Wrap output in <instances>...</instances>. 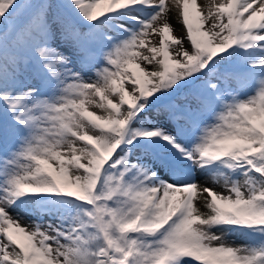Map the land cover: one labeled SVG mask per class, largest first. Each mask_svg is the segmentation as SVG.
Returning <instances> with one entry per match:
<instances>
[{"label":"snow or ice","instance_id":"6c2138e0","mask_svg":"<svg viewBox=\"0 0 264 264\" xmlns=\"http://www.w3.org/2000/svg\"><path fill=\"white\" fill-rule=\"evenodd\" d=\"M0 264H264V0H0Z\"/></svg>","mask_w":264,"mask_h":264},{"label":"bare ground","instance_id":"6f19581e","mask_svg":"<svg viewBox=\"0 0 264 264\" xmlns=\"http://www.w3.org/2000/svg\"><path fill=\"white\" fill-rule=\"evenodd\" d=\"M168 2L170 3L171 0H168ZM207 2V0H198V3L201 4V6L205 5ZM217 2H219V0H217ZM168 22L170 23V25L173 28V35H175L177 38H181L186 36V32L183 30L184 28L182 27V24L178 22L177 18H176V12L172 11L169 13V20ZM180 28L182 30H180ZM152 41L154 43V36L152 37ZM185 41H184V47H185Z\"/></svg>","mask_w":264,"mask_h":264},{"label":"rangeland","instance_id":"374dc122","mask_svg":"<svg viewBox=\"0 0 264 264\" xmlns=\"http://www.w3.org/2000/svg\"><path fill=\"white\" fill-rule=\"evenodd\" d=\"M180 30H182V29L180 28ZM183 30H184V29H183ZM184 31H185V30H184ZM185 37H186V36H185ZM185 37H182V39H183V40L185 41V43H186V44H185V48H188V49L190 50V45H189V43H188V41L186 40ZM158 39H159L158 36H154V43H157V42H158ZM92 111H97V112H98V110H96V109H92ZM98 114H99V113H98ZM199 183L203 186L204 183H205L204 179L201 178L200 181H199ZM208 187H214V186H213L211 183H209V184H208ZM215 190H216L217 192H220V191H221V189H220L219 187H216ZM225 194H226V193H225ZM196 206H197L198 208H200L202 212L204 211V208H203L202 202L198 201L197 204H196ZM12 215L16 216L17 214H16V213H12ZM30 219H31L30 217H27V216H23V215H21V216H20V223H21L22 225H27V224H29ZM237 243L239 244V243H241V241H237Z\"/></svg>","mask_w":264,"mask_h":264}]
</instances>
